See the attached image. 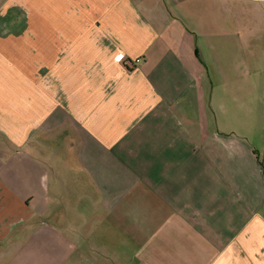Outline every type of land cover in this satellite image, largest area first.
<instances>
[{
	"label": "crops",
	"instance_id": "1",
	"mask_svg": "<svg viewBox=\"0 0 264 264\" xmlns=\"http://www.w3.org/2000/svg\"><path fill=\"white\" fill-rule=\"evenodd\" d=\"M0 264H264V0H0Z\"/></svg>",
	"mask_w": 264,
	"mask_h": 264
},
{
	"label": "built area",
	"instance_id": "2",
	"mask_svg": "<svg viewBox=\"0 0 264 264\" xmlns=\"http://www.w3.org/2000/svg\"><path fill=\"white\" fill-rule=\"evenodd\" d=\"M140 62H141V58H138V59L135 60V63H137V64L140 63Z\"/></svg>",
	"mask_w": 264,
	"mask_h": 264
},
{
	"label": "trees",
	"instance_id": "3",
	"mask_svg": "<svg viewBox=\"0 0 264 264\" xmlns=\"http://www.w3.org/2000/svg\"><path fill=\"white\" fill-rule=\"evenodd\" d=\"M261 163L263 164V160L261 159Z\"/></svg>",
	"mask_w": 264,
	"mask_h": 264
},
{
	"label": "rangeland",
	"instance_id": "4",
	"mask_svg": "<svg viewBox=\"0 0 264 264\" xmlns=\"http://www.w3.org/2000/svg\"><path fill=\"white\" fill-rule=\"evenodd\" d=\"M44 2V0H42V3Z\"/></svg>",
	"mask_w": 264,
	"mask_h": 264
}]
</instances>
